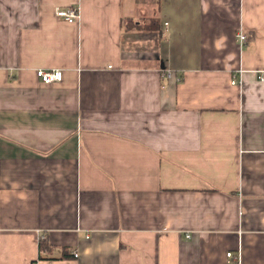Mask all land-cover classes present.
<instances>
[{"label": "crops", "instance_id": "crops-1", "mask_svg": "<svg viewBox=\"0 0 264 264\" xmlns=\"http://www.w3.org/2000/svg\"><path fill=\"white\" fill-rule=\"evenodd\" d=\"M0 264H264V0H0Z\"/></svg>", "mask_w": 264, "mask_h": 264}, {"label": "built area", "instance_id": "built-area-1", "mask_svg": "<svg viewBox=\"0 0 264 264\" xmlns=\"http://www.w3.org/2000/svg\"><path fill=\"white\" fill-rule=\"evenodd\" d=\"M55 15L60 18L64 19L69 23L75 22L80 17V11L77 7H67V8H60L57 7L55 9ZM247 40V36L244 32L241 31L239 34V41L241 44H244ZM37 77L44 83V84H53L55 82H59L63 79V71L61 69H37L36 70ZM163 75L167 78H171L173 76V71L170 69L163 70ZM233 84H236V79L232 81ZM75 255H78L75 253ZM232 253L229 252L228 256H231Z\"/></svg>", "mask_w": 264, "mask_h": 264}, {"label": "trees", "instance_id": "trees-1", "mask_svg": "<svg viewBox=\"0 0 264 264\" xmlns=\"http://www.w3.org/2000/svg\"><path fill=\"white\" fill-rule=\"evenodd\" d=\"M125 30H144V31H158L160 30V22L158 18H146L143 22L137 23L136 20L128 18L122 22Z\"/></svg>", "mask_w": 264, "mask_h": 264}, {"label": "rangeland", "instance_id": "rangeland-1", "mask_svg": "<svg viewBox=\"0 0 264 264\" xmlns=\"http://www.w3.org/2000/svg\"><path fill=\"white\" fill-rule=\"evenodd\" d=\"M143 22V21H142Z\"/></svg>", "mask_w": 264, "mask_h": 264}]
</instances>
